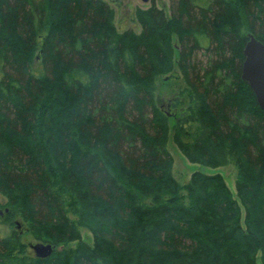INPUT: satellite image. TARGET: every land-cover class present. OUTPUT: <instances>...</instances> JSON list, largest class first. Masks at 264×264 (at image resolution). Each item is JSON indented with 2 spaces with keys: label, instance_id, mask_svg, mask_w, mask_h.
<instances>
[{
  "label": "trees",
  "instance_id": "1",
  "mask_svg": "<svg viewBox=\"0 0 264 264\" xmlns=\"http://www.w3.org/2000/svg\"><path fill=\"white\" fill-rule=\"evenodd\" d=\"M42 4L43 33L32 0H0V264H264V110L241 78L264 0L153 2L140 31L107 0ZM170 139L234 166L236 191L201 170L182 186ZM16 220L52 254H30Z\"/></svg>",
  "mask_w": 264,
  "mask_h": 264
},
{
  "label": "rangeland",
  "instance_id": "2",
  "mask_svg": "<svg viewBox=\"0 0 264 264\" xmlns=\"http://www.w3.org/2000/svg\"><path fill=\"white\" fill-rule=\"evenodd\" d=\"M35 4L36 8V15H37V23L38 27H40L41 33L45 31V10L44 6L42 4V0H32ZM111 4V6L116 11V17L115 22L119 30L123 31L124 29H127L129 27L134 28L136 31H140L139 26L133 19V11L136 7H142L147 8L149 7L153 2L158 7H164L167 12L170 11V0H107ZM39 52H37V55ZM182 79L179 74L178 69H175L170 75L162 76L158 83V89H157V99L158 102L161 103V105L166 109H171V101L176 96H179L181 92L182 87ZM169 150L174 158V166H173V172L175 178L180 182L182 186L186 185L191 176L192 173L195 170H201L209 174L213 173H221L225 179V182L227 186L232 190L233 192L236 191L235 189V180H236V170L234 166L227 165V166H221V167H208L203 164L199 163H192L190 162L178 149V147L173 143L172 139L169 141ZM6 205H2L0 211L3 214V211L5 209ZM243 208V207H242ZM243 208V213H244ZM17 223L20 224V230L22 232V239L25 243L28 245V252L30 254H34L32 248L30 247L31 244H36L38 242H43L41 240H37L36 237L33 236L32 233L27 231L25 226H21V223L16 220L15 227L17 230L19 229L17 227ZM81 229V235L82 239L85 241L90 242L92 245L95 243L96 238L94 232L89 227H80ZM79 242L74 241L70 245L76 246Z\"/></svg>",
  "mask_w": 264,
  "mask_h": 264
},
{
  "label": "water",
  "instance_id": "3",
  "mask_svg": "<svg viewBox=\"0 0 264 264\" xmlns=\"http://www.w3.org/2000/svg\"><path fill=\"white\" fill-rule=\"evenodd\" d=\"M243 53L245 58L242 67V78L249 82L258 103L264 110V43L255 37L253 33H249V39L245 44ZM31 246L40 257L49 256L54 248L49 243L43 244L41 242Z\"/></svg>",
  "mask_w": 264,
  "mask_h": 264
},
{
  "label": "bare ground",
  "instance_id": "4",
  "mask_svg": "<svg viewBox=\"0 0 264 264\" xmlns=\"http://www.w3.org/2000/svg\"><path fill=\"white\" fill-rule=\"evenodd\" d=\"M144 1V0H143ZM242 67H243V64H242ZM241 78H242V72H241ZM243 79V78H242ZM244 80V79H243ZM244 81H246V80H244ZM248 84H249V82H248ZM250 85V84H249ZM250 87H251V85H250ZM251 89H252V87H251ZM253 90V89H252ZM253 92H254V90H253ZM255 94V93H254ZM256 96V95H255ZM257 99V98H256ZM257 102H258V100H257ZM259 104V103H258ZM259 106H260V104H259ZM260 108H261V106H260ZM262 109V108H261ZM263 110V109H262ZM0 214H2V212L0 211ZM17 227L18 228H20V224L19 223H17ZM43 243V242H42ZM43 244H48V243H43ZM50 244V243H49ZM32 245V244H31ZM30 245V247L32 248V246ZM53 246V245H52ZM54 247V246H53ZM32 250H33V253H34V255L36 256V257H39V258H46V257H40V256H38L37 255V253H36V251L32 248ZM51 254H52V252H51ZM50 254V255H51ZM49 255V256H50ZM48 257V256H47Z\"/></svg>",
  "mask_w": 264,
  "mask_h": 264
}]
</instances>
